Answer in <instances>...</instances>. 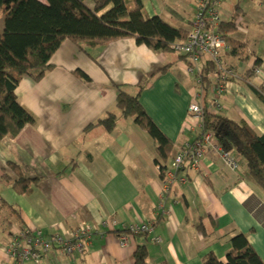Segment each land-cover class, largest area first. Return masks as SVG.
I'll use <instances>...</instances> for the list:
<instances>
[{"label":"crops","instance_id":"obj_1","mask_svg":"<svg viewBox=\"0 0 264 264\" xmlns=\"http://www.w3.org/2000/svg\"><path fill=\"white\" fill-rule=\"evenodd\" d=\"M141 1L148 17L190 29L197 0ZM237 6L247 29L234 37L247 45L249 58L227 56L229 48L223 52L235 77L221 95L213 92L217 84L211 98L203 92L183 55L151 50L134 38L86 42L83 48L66 41L52 58L54 69L40 81L20 83L18 100L35 124L0 143V264H16L9 254L16 232L65 236L86 225L96 233L82 254L69 257L57 250L23 264H135L139 246L146 247L148 264H204L210 252L225 261L230 240L241 233L264 260V189L249 178L239 157V168L232 171L209 152L199 170L179 173L186 183L175 182L163 193L156 142L133 119L121 117L112 132L86 131L109 113L120 115L117 86H122L132 95L143 88V108L174 145L168 166L200 133L189 118L192 103L264 134V105L252 90L264 87V0H227L224 10L232 20ZM258 59L260 73L246 81ZM76 70L90 81L78 78ZM11 163L39 179L31 194L19 195L5 183ZM105 219L116 222L115 231L101 226ZM143 223L151 225L150 233H128ZM201 223L212 235L206 237Z\"/></svg>","mask_w":264,"mask_h":264},{"label":"trees","instance_id":"obj_2","mask_svg":"<svg viewBox=\"0 0 264 264\" xmlns=\"http://www.w3.org/2000/svg\"><path fill=\"white\" fill-rule=\"evenodd\" d=\"M91 1L92 6L87 3L88 0H46V3L40 0H0V11L4 15V30L0 33V143L7 137H17L27 126L35 124L34 116L20 104L16 90L25 78L40 81L54 69L52 58L64 42L69 41L83 48L82 43L86 42L105 45L134 38L138 45L167 53L174 52L172 45L184 42L188 37L187 30L173 27L159 16L148 17L141 0ZM241 13L242 9L237 6L233 20L223 24L221 32L229 47L226 55L247 60V45L234 37ZM182 57L188 59L186 55ZM259 64L258 59L255 65ZM253 73L254 70L248 71L246 81ZM219 74L218 66L205 60L200 85L204 93L210 92L212 86L218 84ZM75 75L83 81H90L82 70H76ZM117 89L120 115L109 113L96 124L89 125L86 131L102 127L112 132L121 117L133 119L156 142L157 165L164 180L174 149L173 143L143 108V88H139L135 95L125 91L122 86H117ZM252 90L264 105V87H253ZM203 126V133L212 134L215 144L223 150L234 151L246 165L249 178L264 189V134H258L244 121L236 122L213 113L205 105ZM9 171L10 174H3L5 183L19 195L31 194L39 179L27 177L17 164L11 163ZM210 226L215 228L213 220H210ZM199 228L206 237L212 235L204 224L201 223ZM230 243L231 250L225 261L210 252L203 258L204 264H264L247 235L238 234ZM147 260L146 247L139 246L135 253V264H148Z\"/></svg>","mask_w":264,"mask_h":264},{"label":"built area","instance_id":"obj_3","mask_svg":"<svg viewBox=\"0 0 264 264\" xmlns=\"http://www.w3.org/2000/svg\"><path fill=\"white\" fill-rule=\"evenodd\" d=\"M226 1L199 0L196 16L190 24L187 39L172 45L174 51L188 57V61L192 65L187 69L189 73L198 75L199 83L202 81L201 71L205 60L212 61L218 66L220 79L213 92L219 95L227 90L226 84L229 82L227 79L235 76L232 70L227 69L222 60L223 52L229 47L223 38L221 26L232 21V15L224 10ZM241 20L240 17L237 24L238 30H246V24ZM253 70L254 74L260 73L259 66L255 64ZM221 107L218 105L219 109ZM203 117L204 106L198 102L192 103L189 107V118L193 124V129H197L200 133L196 140L187 143L171 160L165 178L162 180L163 193L168 192L175 182L186 183L187 178L179 176V173L187 168L199 170L209 152L216 153L232 171L239 168V162L233 150H223L215 144L212 134L203 133ZM101 226L110 231H115L117 224L112 220L105 219L101 222ZM150 230L151 225L146 223L133 225L127 229L130 234H140ZM95 233V228L91 225L81 226L65 236L56 234L49 237L40 230L19 231L13 235L14 239L9 254L16 260V264H23L30 260L40 261L47 253L57 250L64 256L75 257L77 254H82L86 247L91 244ZM120 238L123 243H127L128 239L125 235Z\"/></svg>","mask_w":264,"mask_h":264},{"label":"rangeland","instance_id":"obj_4","mask_svg":"<svg viewBox=\"0 0 264 264\" xmlns=\"http://www.w3.org/2000/svg\"><path fill=\"white\" fill-rule=\"evenodd\" d=\"M198 1L199 0H197V2H196V5H195V15H194V18L192 19V21L195 19V16H196V11H197V5H198ZM91 0H88V3L89 4H91ZM191 21V22H192ZM191 24V23H190ZM3 30H4V15H3V13L0 11V33H2L3 32ZM174 53H177V54H179V55H182L181 53H179V52H177V51H174ZM189 63V65L187 64V67H190L191 65H192V63L191 62H188ZM227 69H230V68H227ZM189 72V71H188ZM235 77V76H234ZM210 94H209V98H211L212 97V92H209ZM201 104V103H200ZM198 136H199V134L197 135V137H196V139L198 138ZM195 139V140H196ZM193 142V141H192ZM175 184V183H174ZM173 184V185H174ZM172 185V186H173ZM171 186V187H172ZM171 189V188H170ZM152 231V227H151V230L150 231H148V232H142L143 234H146V233H150Z\"/></svg>","mask_w":264,"mask_h":264}]
</instances>
